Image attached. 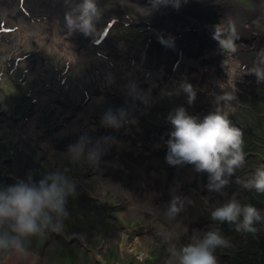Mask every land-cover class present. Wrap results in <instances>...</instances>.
<instances>
[{
    "label": "rangeland",
    "instance_id": "1",
    "mask_svg": "<svg viewBox=\"0 0 264 264\" xmlns=\"http://www.w3.org/2000/svg\"><path fill=\"white\" fill-rule=\"evenodd\" d=\"M110 1V2H108ZM119 3H121L123 8L125 9V12L121 10L117 5H115L114 0H100L98 1L99 6L104 9V13L101 17V19L96 23L95 30L92 32V35L94 33H97L100 31L101 26L103 23H105V20L111 21L112 19L117 18V22L114 23L115 25L110 29L108 34L106 35V39L103 43H101V46H93L92 43L96 41L95 39H92L91 41L88 40V37L84 36L83 34L79 32H70L67 37L72 36L73 40L68 42V40L64 39L65 46L63 49L66 50L68 48V51L81 50L80 53H82L83 60H78V58H72L71 56H58L57 53H55L53 57V61L58 60V64H60V68L58 70H55L56 66L53 67L48 64L45 66V77H48L50 75H57V73L60 72L64 68V62L67 60L72 59V62L70 63L71 66L74 64L72 72L77 71L81 76L85 77L86 80V71L85 67L90 68L92 65L99 64L101 62H105L107 69L104 70L105 75L103 77L97 78L94 82H86V86L88 87V84H92L90 86H94L95 89L99 88V85H101V89L106 90V92H109L113 94L114 96H110V94H105L102 92L103 96H98L97 98L93 99L91 102H89L86 111L80 113L77 118H75L74 121L73 118L68 119L65 117V115L68 113V111L64 112H57L52 117V119H57V122L49 125L50 128H55V126L58 124L56 130H60L57 132H60V136L57 137H66L67 135H73L76 132H71L70 129L73 128H84V125H87L91 123V131L94 130L95 133L99 132L100 129L103 127L100 126V119L103 115L104 111L111 108L113 110H116L118 108H130L132 111H140V110H151V109H162V108H172L177 107L180 105H183L184 102H186V97L184 95L175 96L177 98H180L177 100V102L180 103V100L182 101L179 105L173 103L176 99L173 100V97H165L160 95V93H151L150 92V98L152 97L151 102L147 105V107L139 101L134 103L126 96V95H120V92L123 91L125 93V85H127L130 82H135L139 85V88L142 92H149L148 87H143L144 83L142 82V79L146 80L145 76L150 73L151 84L152 85H158L163 82L162 78L158 80V72L153 74V71L145 70L144 72L141 71L146 66L147 68L149 66L159 68L161 65H164L162 68V77L166 74L168 69L171 66L172 61L175 60V53H170V48L166 47L167 53H170L168 55H160L159 54V47L163 46L160 45L159 40L157 38L158 34L161 32H165L163 36L165 38L168 37H174L175 32L172 28H165L163 25H160L156 28H153L152 32H148L146 34H139L138 29L136 27H133V25H130V20L132 23H137L140 21H151L155 24L158 23V21H165L168 20L170 25L173 27H176L175 24L179 25V23H183V21L178 18L175 14H168V15H160L161 12L164 13V8L162 7L159 11L154 12L151 16L146 17L145 19H142L139 14H137V5L141 7H145L146 5H142L138 3L137 0H116ZM192 1H199L198 9H201V4H208L212 6H216L218 4H222L221 7L217 8L219 11H226L227 9L231 8L235 11V14H240L243 17V22L246 25V30L243 32V35H251L250 33L256 32L259 34L258 36H261L260 33L264 34V23H262V20H264V0H188L186 4ZM108 2V3H107ZM106 3V4H105ZM111 5H107V4ZM186 4H182V8L187 10L188 6ZM126 5V8H125ZM106 6V8L104 7ZM230 10V9H229ZM194 21L197 22L195 18H193ZM225 20V19H223ZM227 21V20H226ZM255 24L254 27L251 26V32L249 23ZM200 26H194L193 29L195 30L199 27L200 29L197 31L201 32V28L203 27L204 30L208 31L211 37L213 35L214 29L211 31L207 29L206 26L202 25V23L197 22ZM222 24V26H233L236 25V28H240V24H237L235 21H233L231 24H223L218 23L214 21L213 23H206L205 25H218ZM184 27V24L181 25ZM208 27V28H209ZM19 30L15 31L14 33L18 32ZM103 31V30H102ZM99 32V33H102ZM193 31V30H192ZM27 32V31H26ZM41 32H45V30H41ZM79 34L83 36V38L74 39ZM98 34V33H97ZM129 38V36L133 35L130 39L127 40V42L122 40V37L126 36ZM150 36L151 40H155L154 43H150L148 36ZM98 36V35H97ZM96 36V37H97ZM100 36V35H99ZM158 36V37H159ZM86 38V39H85ZM99 37H97L98 39ZM126 38V39H127ZM34 40V39H33ZM195 39L191 40L189 43L194 41ZM63 41V40H62ZM146 42L150 43L146 44ZM22 43V42H21ZM36 43V42H35ZM126 43V44H125ZM262 45H264V37H262L261 40ZM216 46V41L214 42ZM69 45V46H68ZM52 46V45H51ZM213 48V53L209 54L206 53L199 55L198 58L201 59V61H195L198 63L197 66L193 67L196 69V67L200 66L202 64V61L205 59L203 57H207L209 55L216 54V52H219L220 54H224L225 51L222 52L220 47ZM238 46L241 49V53L239 55L242 56L243 61L238 62V64L235 62V69L234 71L230 72V75L232 76L233 83L236 81V83L239 81L242 82L243 90H240L238 94H236L235 88H238V85L235 83L231 85L233 89L229 91V93H232L236 99L231 101L229 104H225L220 102L219 105H210L206 111H213L216 108H221L228 112L229 118L232 120H236L235 122L240 124V127L242 129H246L247 132L250 129H253L256 125L259 124L255 122L256 114H257V108L260 110L262 109L261 106H264V103H260L261 105L258 106V100L264 99V87H257L251 88L248 86L246 82H257L254 78L256 77L254 74H252V70L259 66L260 61L264 60V55H261L260 53L261 48L259 52L255 49V46L247 43L244 41H238ZM36 49H38V46H35ZM43 44L40 45V48L42 49ZM47 47V46H46ZM101 47V48H100ZM148 47V48H147ZM97 49L95 52L93 49ZM130 48V49H128ZM174 49V48H172ZM206 49V47H205ZM51 53H53V49H50ZM2 54L0 59V96L2 92H11L12 90L16 91V93H20L19 90L21 87L23 88L22 91H26V87L21 85V87L18 86L17 81H12L8 78L13 79H19L16 78V73L12 74L11 77L7 76L4 69H5V60L10 65L9 60L10 57ZM148 52V54H145L144 60H143V53ZM262 52V51H261ZM89 53V54H88ZM264 54V53H263ZM170 55V56H169ZM255 57H258L255 59ZM80 58V57H79ZM192 56H184L183 59L185 61V64L190 61ZM203 58V59H202ZM241 59V60H242ZM253 60V61H251ZM12 61V60H11ZM63 61V62H60ZM151 61V63H147ZM183 61V62H184ZM251 62V63H250ZM190 63V62H189ZM108 64V65H107ZM248 65V67H245L243 69L242 66ZM238 65L241 67H238ZM120 66L123 68L122 70L118 68ZM182 67V66H181ZM212 71L215 69L214 67H211ZM183 69V67H182ZM24 69L21 68L19 70V74H22ZM40 67L36 66L31 73H28L27 75H30L31 78L29 80L30 87H34L35 89H41L45 87L44 80L42 79L43 75L39 72ZM193 70V69H192ZM184 72V69H183ZM182 71H178L176 73V77L172 79L173 83H168V90H170V86L175 87L178 82H181L182 80L186 79L192 80V74H183ZM206 73V71H204ZM48 74V75H47ZM241 75V77H239ZM247 75L254 76L253 78L250 77L253 80L244 79V77H247ZM202 75H195L194 78L198 79L196 85H194L195 88H197L199 91L197 92V100L194 105H198L200 103V100H204L205 98H208L206 96H201L199 93H202L205 91V85L208 81H212V78L208 76L206 78L205 84L199 85L202 83ZM22 77V75H20ZM249 78V77H247ZM113 80L114 82L108 81ZM49 82V81H48ZM5 83V84H4ZM17 83V84H16ZM5 87L3 88V86ZM29 87V86H28ZM261 89V90H260ZM239 90V88H238ZM256 90L257 92H254ZM259 91H263L260 93ZM91 92L94 93L92 90ZM238 92V91H237ZM10 94V93H8ZM21 94V93H20ZM19 94V95H20ZM24 93H22L23 95ZM45 94V93H44ZM41 95V94H40ZM220 95V94H219ZM3 97V96H2ZM103 98L100 100V98ZM58 98V96H52L49 95L44 102L36 103L34 107L31 105H28L27 107L31 108V110L37 109V112L34 113L30 117V120L33 121H27L26 123H30L32 126L29 128V130L26 132H23V130L19 129V126L22 122H17V124L11 129L10 135H6L5 141H6V151H4V143L0 140V151L3 150V152H6V155L4 154L1 156L0 154V184H3L5 186L15 184L18 180L25 179L28 175H33V178L35 180H39L44 174L54 171V170H67V175L76 183V195L74 197H69L68 202L66 204V211L68 212V217L63 219L62 221V227L57 232L48 231L43 236L38 237H32L28 243V248L30 252V256L27 259H18L16 257H10L5 255H0V264H131L132 259H136L134 264H150L152 261H156V263L153 264H166V260L168 259V256L166 254L168 253V245L163 241L162 236L160 233L170 225L167 230L173 231L177 234V240L176 243L179 245L186 244L190 242V227L194 224V218L193 213L186 217L183 216L182 213L179 217H177L176 221H170L169 224H164L160 226L161 221L158 222L159 217L156 214V219L151 218L148 222L144 217L140 218V215L136 216L134 214V217L131 218L128 213L122 214L120 211V206H115L117 201L122 203L123 200L120 198H117L115 196V190L112 189V193L114 195H109L106 193L108 191L106 189L107 186H110L109 183L104 182L102 180H99L96 176V172H101V170L106 169V163L108 161L107 155L103 156L101 158V161L99 163L98 168L93 169L91 166H89L86 163L83 164H73L71 160L67 157V155L64 153L56 152V154L53 156V162L59 161V165L55 167V164L50 160L52 159L51 156L47 159V161H41V156L44 153V150H39L40 148L37 147V141L34 140L36 134L38 133V127L39 125L46 123V118H44L41 113L45 111V103L49 104L50 101H52V105L55 100ZM127 99V103L125 100ZM257 100V102L255 101ZM173 103V104H172ZM211 104H215L216 102H210ZM28 104H31L30 101ZM132 105V106H127ZM60 107V106H59ZM132 107V108H131ZM173 111V110H172ZM189 111V110H188ZM23 112V111H22ZM167 110H163L157 119L160 120H167L166 113ZM190 114H193L194 111L190 109ZM201 116L203 112H200ZM263 113V112H261ZM207 113H204L206 115ZM90 115V116H88ZM93 115V116H91ZM203 115V116H204ZM39 118V120H35ZM140 118V116H137ZM45 120V121H44ZM4 125V124H3ZM3 125H0V137H3L4 132L1 131L3 128ZM90 125V124H89ZM131 125L125 126V131L123 133H120V135L116 136L113 135L117 143L109 146V151L107 154H111L114 151L118 150L121 151H127L129 150L127 148V145H130L131 142H134L135 138L128 139L131 135ZM123 129V128H122ZM255 129V128H254ZM49 130V129H48ZM244 130V131H246ZM113 134H115L116 130H113ZM120 131V130H119ZM48 132H51L48 131ZM40 134L43 133L41 130L39 132ZM135 133V132H134ZM136 134V133H135ZM246 134V133H245ZM143 135L146 136V133H143ZM100 137H106L103 135H95L93 136V140H99ZM144 137V136H143ZM143 137H140L141 139ZM168 137V136H167ZM50 139L52 142L55 143L56 139L52 137L51 135H47V139ZM17 139H22L21 141H17ZM48 139V140H49ZM128 142V143H127ZM127 143V144H126ZM142 145H146V138L142 142ZM251 147V146H249ZM248 147V148H249ZM253 148V147H251ZM20 149V150H19ZM24 150V151H23ZM55 151V150H54ZM54 151H51L50 154H52ZM9 154V155H8ZM245 159L249 158L250 160H260L264 159V148L262 147H255L254 149H251L250 152H244ZM132 154L128 153V157H131ZM146 159V158H143ZM67 161V162H65ZM55 162V163H56ZM69 163L68 168L64 166V164ZM115 167L122 168L125 165L122 164V159H119L115 163ZM64 166V167H60ZM101 166V167H100ZM153 166V165H152ZM161 166L164 167V162H161ZM262 166V165H261ZM260 166V167H261ZM157 167V166H156ZM103 168V169H102ZM145 172H149V169H146L145 166H143ZM246 169L245 166L240 167L239 170ZM105 173V171H104ZM128 173L130 175L135 174L134 169L130 170L128 169ZM151 173H155V169L151 170ZM167 181V177L160 179V183L165 184ZM183 182V181H182ZM230 186H234V183L230 182ZM239 189H244L243 187H239ZM111 190V187H110ZM161 190L162 187L157 186V193L160 195L161 198ZM226 190V188H225ZM133 192L126 191V199L133 200V203H138L137 195H132ZM257 192L255 190H252V194H256ZM260 194V193H258ZM85 196V198H84ZM125 196H123L125 198ZM261 197L256 195V197H253V200H256L258 204H260L259 210L261 212H264V194H260ZM155 197V196H154ZM237 199L241 202V204H251L253 205L252 201H250V196L243 194L242 191L238 193ZM158 200V199H156ZM193 204H195V215L202 216L204 220H200L199 223L195 225H200L199 228L194 227V230H197L201 235L205 232L211 229L212 227H217L220 229L221 234L230 242V246L227 248H218L215 252V255L217 257V260L219 264H264V225L257 224L256 227L259 229V231L256 234L251 233H244V232H237L235 230L234 225H230L228 223L220 224L218 222H214L211 220L210 213L213 210L212 207L207 208L206 205L204 206L203 203L195 201V199L191 200ZM224 201H221V203H211V205L218 207L220 206ZM153 204V197L148 203V206H145L143 203H138V205L134 204L133 206L135 208H142L143 211L146 210V212H159L161 213V217L164 216V211H162L160 206L152 207ZM158 205V203H155ZM202 204V205H201ZM141 206V207H140ZM254 206V205H253ZM157 207V208H156ZM255 207V206H254ZM147 208V209H146ZM140 212V211H139ZM115 213V216L120 221H124V219H129L130 221H133L136 219H142L143 223L138 224L137 221H133L132 226L129 225L128 233L123 234L120 231L115 230V225H119V222L116 220H111L108 218V216ZM141 213V212H140ZM71 215H74V217H70ZM114 216V215H113ZM114 216V218H115ZM71 220H70V219ZM133 219V220H132ZM167 220V218H165ZM127 222V221H126ZM158 222V224H157ZM206 223L207 226L203 227L202 223ZM82 227L85 230V233H79L76 231V226L78 225ZM139 228V226H141ZM84 226V227H83ZM137 227V228H135ZM160 227H162V230H160ZM109 229L110 231L107 232L106 229ZM142 228V229H141ZM135 229H140L141 231H146V234L138 235L135 234ZM135 234L134 237L131 238V235ZM84 235L83 245L86 248L89 246V249L92 253L87 252L84 247L83 249H79V243L78 240H70L73 236H80L82 237ZM190 235V236H189ZM146 236L150 238V240H146ZM239 237V239L237 237ZM244 237L246 239L242 240ZM86 238V239H85ZM257 238V240H256ZM148 239V238H147ZM146 240V241H145ZM257 245H254L253 242ZM75 243V244H74ZM165 248L166 250H162ZM165 252V255H164ZM94 253L96 255H94ZM93 256V258H92ZM148 257H151L152 261L149 262L146 260ZM95 258L97 260H95ZM99 260V261H98Z\"/></svg>",
    "mask_w": 264,
    "mask_h": 264
},
{
    "label": "clouds",
    "instance_id": "2",
    "mask_svg": "<svg viewBox=\"0 0 264 264\" xmlns=\"http://www.w3.org/2000/svg\"><path fill=\"white\" fill-rule=\"evenodd\" d=\"M187 2L147 0V6L137 5V14L148 17L162 7L169 6L179 10ZM65 5L68 9L64 15L67 30L90 36L104 13L98 0H65ZM214 29L212 39L219 44L222 52H234L238 37L233 34L222 39L221 24L214 26ZM158 40L165 47H174L173 37L159 36ZM252 74L257 77L258 83L264 82V60L252 70ZM197 92L198 89L184 79L173 89L162 90L161 95H184L190 107L197 100ZM125 95L133 102V106L137 101L145 106L150 102V92H142L135 82L125 85ZM214 99L216 103L229 104L236 97L223 92ZM167 121L171 131L166 141V162L171 166L192 165L197 173L207 174V191L223 193L230 184V178L245 162L243 131L233 124L228 112L219 107L200 118L180 105L168 114ZM99 123L103 128L119 131L126 125L136 126L139 121L133 118L130 108L122 107L104 111ZM115 143L114 137L106 136L94 141L83 134L76 143L68 146L67 157L73 164L86 163L96 169L107 148ZM66 173L67 170H54L39 180L30 174L15 184H0V255L27 259L30 256L28 243L32 237L60 230L63 219L69 215L66 211L68 198L76 195V183ZM238 182L245 190L264 194V166L259 167L247 180ZM186 202L191 201L173 195L164 210L167 220L176 221L186 210ZM210 217L214 222L234 225L237 232L256 234L259 231L256 225H264V212L251 204H241L235 197L214 208ZM160 235L168 245L166 264H219L216 250L230 246L217 227H212L202 235L194 230L190 242L179 246L175 232L165 229Z\"/></svg>",
    "mask_w": 264,
    "mask_h": 264
},
{
    "label": "flooded vegetation",
    "instance_id": "3",
    "mask_svg": "<svg viewBox=\"0 0 264 264\" xmlns=\"http://www.w3.org/2000/svg\"><path fill=\"white\" fill-rule=\"evenodd\" d=\"M142 34V33H141ZM161 44V43H160ZM173 52V51H172ZM152 64V63H151ZM164 67V65H161L159 68L156 67H152L149 66L148 68L145 66L143 70L141 71H145L148 69V71H153V74L158 72V80H160L161 78L163 79L162 83L161 81L160 84L158 85H152L151 84V80H149L150 78V73L148 75L145 76L146 80L142 79V82L144 83L143 87H148L149 92L151 93H162V90H168V83H173L172 79H174L176 77V73L178 71L172 69V65L170 66V68L168 69V71L166 72V74L162 77V68ZM241 70V69H240ZM228 76V75H226ZM248 77H252L250 75H248ZM60 78H64V82H62L60 80ZM253 78V77H252ZM58 79V83H54V84H50V86H52L51 88L47 86V84H45V86H47L45 89L43 90H36L35 94L38 97L37 103H41L44 102V100H46L48 97H41L40 94L41 93H51L53 95L56 94V96L59 95L58 93V89L61 88V92H62V99H56L55 103L58 105L59 109H55L52 110L51 107L45 103V111H43L41 113V115L46 118V123L39 125L38 130H37V134L35 136V138H33L34 140L37 141V147H39V150H44V153L41 156V161H47V159L51 156L52 159H50L53 162V156L56 154V152H60L62 154H66L67 155V149L68 146L71 144L76 143L80 136L83 134H87L91 139H93V136L95 135H103V136H107V137H113V135H120V133H123L122 130L116 132L115 134H113L112 132L113 129L110 128H102L99 130V132L95 133L94 130L91 131V123L84 125V128H73L75 126L72 127V129H70L71 132H76L73 135H67L66 137H57L60 136V130H57V126H59L58 124L55 126V128H50L49 125H52L54 123L57 122V119H52L53 116H55L54 114L57 112H61V111H68V113L65 115V117H67L68 119H71L74 117L73 120L70 121H74L75 118H77V116L86 111L87 109V104L89 101H92L93 98H97L100 95V90L99 89H95L94 86H90L88 85V87L86 86V82H85V77L84 76H80V74H71L70 71H64L62 73L59 74V76L57 77ZM214 82L213 81H208L205 91H203L202 93H199V95L201 96H206L208 98H205L204 100H200V103H198V105H193V106H185L189 111L190 109L194 111L193 114H195L194 116L203 118L204 113H208L209 111H206L208 109V107L210 105H216L219 103H215V104H211L210 102H215V96L217 95H222L223 92H229L231 91V89H233L230 86V81L225 78V76L219 75L218 78H214ZM255 80H257V77L254 78ZM198 81V79L192 77V80H188L187 82L191 83L193 86L198 84L196 83ZM204 82H206V78H203V81L201 84L202 85ZM215 83H217V85H215ZM239 83V81H238ZM65 85H67L68 87H65ZM238 85V88H235L234 90H236V94L239 93L240 90H243L242 86V82H240ZM63 86V87H62ZM214 86H216V90L214 91V93L211 91L212 88H214ZM249 87L251 88H259V87H264V82H250L248 84ZM170 90L173 89V86H170ZM92 90H94L93 94H89ZM261 90V89H260ZM199 91V90H198ZM238 91V92H237ZM254 91V90H253ZM34 92V91H33ZM254 92H257L256 90ZM260 93H262L263 91H259ZM18 94L14 93L13 95H9V94H1L0 96V125H3V128L1 131L4 132L3 137H0V140L2 141V143H4V151H6V141H5V137L6 135H10L11 130H9V128L11 127V129L15 126V124L13 122H22V119L19 118V116H23V118L28 115V119H30V117L32 115H34L35 112H37V109H34V113H32L31 108L27 107L28 106V102L26 101V99L22 98L21 100L18 98L19 96H17ZM28 95V94H27ZM122 95H125V93H123ZM3 96V97H2ZM167 97V96H165ZM173 100H175L176 104L179 105V102H177V100L179 98L172 96ZM171 97V98H172ZM152 97L150 98V102H151ZM41 101V102H40ZM257 102V100H255ZM125 102L127 103V99L125 100ZM149 102V103H150ZM140 103V102H139ZM224 103V102H222ZM258 106L261 105L260 103H264V99H259L258 100ZM202 104V105H201ZM32 107H34L33 104H31ZM144 105V104H143ZM127 106H132V105H127ZM147 107V106H146ZM176 107H172V108H162V109H151V110H140V111H132V116L133 118L137 119L139 121L138 125L136 126H130L131 128V135L128 138L129 140L131 138H135L134 142H131L130 145H127V148L129 150L127 151H119L118 152L113 148V152L109 155L107 154V152L109 151V147L107 148V150L105 151V153L103 154V156L107 155L108 159L111 160H104V161H108V162H117L119 159H122V164L125 165H129V162H132V160H134L135 162H139L141 160H143V158L146 159H150V160H155V159H161V162H164V167L160 166L159 168L161 169H165L167 171H169L170 169V165L166 162V154H167V144L166 141L169 137L168 133L171 131V125L167 120H160L157 119L160 115H162V111L163 110H167V114L166 116H168V114L174 110ZM261 110L259 108H257V114H256V119L255 122L259 124L256 125L253 129H250V131L246 129H242L240 127V124L237 122H235L234 120L231 121L233 122V124L237 127H239L243 133V139H244V145H243V150L244 152H250L251 149H254L255 147H262L264 148V106H261ZM23 111V112H22ZM202 116H201V113ZM263 112V113H261ZM54 113V114H53ZM90 116V115H88ZM93 116V115H91ZM137 116H140V118H138ZM94 118V116H93ZM35 120H39V118L36 117ZM44 120V121H45ZM33 121V120H30ZM29 126V128H31V124L30 123H24L20 124L19 129L23 130V132L28 131L29 129L27 128ZM49 129V130H48ZM43 131L42 134H40V131ZM52 130V132H48ZM246 130V131H244ZM136 134H135V133ZM143 133H146V136L143 135ZM246 133V134H245ZM47 135H51L52 137H54V139H56L55 143H51L52 141L49 139H47ZM144 136V137H143ZM140 137H143L142 139ZM102 137H100L101 139ZM146 138V145H142V142L145 140ZM22 139H17V141H21ZM95 141V140H94ZM128 143V142H127ZM126 143V144H127ZM253 148H251V147ZM249 147V148H248ZM3 150L0 151L1 156H3L4 154L6 155V152H3ZM20 150V149H19ZM55 150V151H54ZM24 151V150H23ZM51 151H54L52 154ZM128 153L132 154L131 157H128ZM9 155V154H8ZM102 156V157H103ZM54 161L53 163L55 164V167H57L59 165V161ZM67 162V161H65ZM161 162L159 163L161 165ZM108 163L104 164L107 165ZM1 165V163H0ZM264 166V159H260V160H250L249 158L245 159V162L243 164V166L246 167V169H242L239 170V168L236 170L234 176H232L230 178V182L234 183V186H230V184L228 185V187L226 188V190H223V193H215V192H209L207 191L206 185L208 183V178H207V174L206 173H197L194 169L193 172H191V169H186V171L183 169H180L182 166H172L171 169L172 171H174L175 169L178 170V176L180 178L181 182L179 185V188L176 186V189H182V191L178 194V196H184V187L186 189V193H187V197L189 198V200H193L195 199V201H199L201 203L204 204V206L206 205L207 208H211L214 209L216 208L215 206L211 205V203H221V201L226 202L228 199L235 197L237 199L238 197V193H240V191H242L243 194H246L248 196H250V201H254L253 205L259 209L260 204H258V202L256 200H253V197H256V195H258L259 197L260 194L256 193V194H252V191H248L245 189H239V187L241 186V183H239L238 181H244L247 180L249 177H251L255 171L260 167V166ZM65 168L69 166V163L64 164ZM64 166H60V167H64ZM241 166V167H243ZM101 167V166H100ZM103 169V168H102ZM105 171V173H104ZM95 175H98V179L102 180L104 182H107V179H105L106 175H109V170L108 169H104L101 170V172H96ZM118 175V173L113 174L112 175V180H109L107 183L110 184V186H107L106 189L108 191H106L107 194L109 195H114V193H112V189L115 190V196L117 198H123L124 196V192H122V189H129V190H133L131 185L125 184L122 185L119 188H116L113 185V182L116 181V179L114 177H116ZM114 176V177H113ZM111 187V190H110ZM170 190L167 189L165 190V192H169ZM85 198V196H84ZM129 203L130 201L127 200L126 198L123 199L122 203H120L119 201H117L116 205H114L113 208H115V206H120V211L122 214H126L128 213L129 216H131V218L134 217V214L136 215V213L132 210H130L129 208ZM187 205H189V207H191V209L188 211V213L186 214L185 212V216L188 217L193 213L194 218H199V219H194L193 222L194 224L192 225V227L190 228V233L191 236L193 234L194 231V227L199 228L200 225H195L197 223L200 222V220H204V218H202V216H200L198 214V216L195 215V210L193 207H195V204H193L192 202L188 203ZM186 205V206H187ZM192 205V206H191ZM202 205V204H201ZM115 213H113L112 215L110 214L108 216V218H110L111 220H116L119 222V225H115V230L122 232L123 234L128 233V227L129 225L132 226L133 221H137V220H133L130 221L128 218L124 219V221H120L118 220V218L115 216ZM70 217H74V215H71ZM70 219V218H69ZM71 220V219H70ZM127 221V222H126ZM138 223V221H137ZM141 223V222H139ZM202 223L203 227H206L207 224L206 223ZM78 225V224H77ZM84 227V226H83ZM137 228V227H135ZM142 229V228H141ZM76 231H78L79 233H85V230L80 227L79 225L76 226ZM107 232H109L110 230L107 228L106 229ZM144 231H141L140 229H135V234L137 233L138 235H142ZM135 234L131 235V238L135 236ZM190 236V235H189ZM237 237V236H236ZM84 235L82 237L80 236H73L71 240H78V245H79V249H83L84 245L83 243V239ZM239 239V237H237ZM86 239V238H85ZM246 239V237H244L242 240ZM257 240V238H256ZM76 243V242H75ZM74 243V244H75ZM254 245H257L255 243V241L253 242ZM84 249L89 252L92 253L91 250L89 249V246H87L86 248L84 247ZM229 249V248H227ZM163 250V249H162ZM94 255H96L94 253ZM165 255V252H164ZM169 253L166 254V256H168ZM93 258V256H92ZM95 260H97L95 258ZM146 260H148L149 262L152 261L151 257H148ZM99 261V260H98ZM136 261V259H132L131 260V264H134V262ZM156 263V261H152L150 264Z\"/></svg>",
    "mask_w": 264,
    "mask_h": 264
},
{
    "label": "bare ground",
    "instance_id": "4",
    "mask_svg": "<svg viewBox=\"0 0 264 264\" xmlns=\"http://www.w3.org/2000/svg\"><path fill=\"white\" fill-rule=\"evenodd\" d=\"M37 1L39 2L38 4H40V5L33 6V10H31V12L34 13L32 15V18L34 20L30 21V22L29 21L26 22L20 18L21 23L20 22L19 23H20L21 27L23 29L27 30V32L25 33V36H24L25 42H23V44L21 43L22 35H20L19 39H16V38L10 37V34H13V33H9V34H6V35H8L9 42L5 43L2 35L0 34V43L3 45V50L9 52L8 55H10V53H12L16 57H20V58L22 57V60L25 58L28 60L33 56V57H36L39 59L50 58L52 61L55 53H57L58 56H60V53H62L60 51H62V47L65 46V44L59 43L58 44L59 51H56L57 48H54L53 53H51V54H49L50 50L46 52V48L48 49L49 47H51V49H52V47H55V45L58 42L64 40L66 36L70 35L69 34L70 31H68L67 28L65 27L64 14H61V16H60V14L58 12H50V11H53V9L50 10L51 6H53V4L58 0H37ZM114 1H115V5H117L119 8H121L122 11H125V9L123 8L124 6H122L121 3H119L116 0H114ZM31 2H32L31 0H27V3L25 4L26 6L24 8L29 9ZM108 2H110V1H108ZM47 3L49 4V7L47 6ZM193 4L196 6L198 4V1H193ZM107 5L109 6L111 4L109 3ZM46 6L49 8L50 11H48ZM104 7L106 8V6H104ZM22 8H23V6H22V2H20V0H0V29H3L4 26H5V29H7V27L9 28V26H12L13 25L12 21H14L13 17L21 14ZM125 8H126V5H125ZM229 9H227L224 12H217V13L214 12L215 13L214 15L216 17H218L219 19H221L220 23H223L225 25L226 24L232 25L233 21H235L237 24L241 25L240 28L242 31H243V29L246 30L245 29L246 25L243 22V20H244L243 17L240 14H235V11L233 9H231V8H229ZM37 14H38V16H37ZM40 16L45 17V20L42 21V18L37 19V17H40ZM142 18L145 19L146 17L142 16ZM223 19H225V20H223ZM3 20H7L8 25L7 24L4 25ZM262 21L264 22V20H262ZM206 26L209 27V25H206ZM251 26L254 27L255 24L250 25V27ZM197 29L199 30L200 28L198 27ZM197 29L195 31H197ZM212 29H214V25H210L209 30L211 31ZM41 30H45V33L41 32ZM201 30L204 31L203 27L201 28ZM1 33H4V32H1ZM42 34L44 36H42ZM250 34L251 35H249V36H250L251 42L253 44L256 43L258 46L261 47L262 46L261 45L262 36L259 37L258 35H255L254 33H250ZM238 36H239V34H238ZM93 38L94 37L90 38V40H92ZM33 39L36 41V43ZM123 40L125 42H127V40L125 38ZM42 44H43V47L41 49L40 45H42ZM35 46H38V49H36ZM39 49H41V50H39ZM66 50L68 51V48H66ZM189 50H190V48H189ZM189 50H188V53H189ZM58 52H60V53H58ZM69 53L73 59L78 58L79 61L83 60L84 59L83 57H85L84 55L83 56L77 55V53H74V54L72 52H69ZM24 54H27V55L23 56ZM160 55H168L167 49L165 46L159 47L158 56H160ZM144 57H143V60H144ZM203 58H205V59L202 61V63H204L206 60L209 59L207 57H203ZM195 61H201V59L198 57H196V58L192 57L191 60L188 61L190 63L189 64L187 63L185 65V69L195 71V69L193 67L198 65V63ZM226 61L227 62L224 63L223 67H226V68L228 67V69L231 68L230 65H228V63H231L230 58H226ZM147 63L149 64L152 62L149 61ZM206 65L207 64L205 63L203 65V67L201 68L203 71L205 70L204 66H206ZM97 69H99L101 71V73H103L104 70L107 69L105 62H101L99 64H96L95 66L92 65L90 68L85 67V70L88 71V73H90L91 76H96L98 74ZM73 71H74V69H73ZM75 73L78 74L77 71H75ZM202 74L203 73H201L200 75H202ZM228 78L230 79L232 77L228 76ZM215 88H216V86H214V88L211 89V91L213 93L216 90ZM136 164H138L142 167H133V169L135 171V174L133 177L126 171L127 168L125 167V169L122 171L121 174L117 175L116 177L113 176L116 179V181L113 182V185L116 188H119L125 184L131 185L133 189H137L138 193L141 196H144V195H147V192L146 191H144V193L140 192L141 189H144V188L146 189V187H143L142 184L147 183L149 181V179L146 177V172H145L143 166L147 167L148 164H150V162L143 160V161H139V162L137 161ZM153 166H154V163H153ZM186 169H191V172H193L194 167L192 165H187V166L185 165L184 170L186 171ZM166 174H167V172L165 170L163 172L162 169L159 168V169L155 170L154 175H151L149 177H150V179H154V178L162 179L163 176H165ZM185 194L187 195V193H185ZM185 194H184V196H185ZM132 211H133V213L135 212V210H132ZM185 212L187 214L188 209ZM145 239L150 240V238L148 236H146Z\"/></svg>",
    "mask_w": 264,
    "mask_h": 264
}]
</instances>
